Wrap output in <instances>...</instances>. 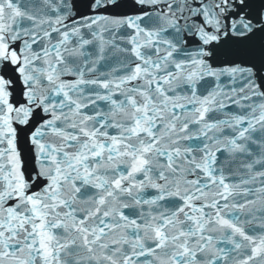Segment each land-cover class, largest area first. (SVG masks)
<instances>
[{
  "label": "snow or ice",
  "instance_id": "6c2138e0",
  "mask_svg": "<svg viewBox=\"0 0 264 264\" xmlns=\"http://www.w3.org/2000/svg\"><path fill=\"white\" fill-rule=\"evenodd\" d=\"M0 264H264V0H0Z\"/></svg>",
  "mask_w": 264,
  "mask_h": 264
}]
</instances>
